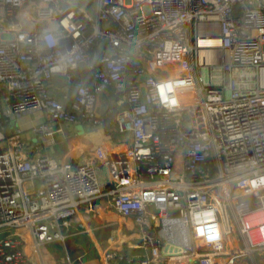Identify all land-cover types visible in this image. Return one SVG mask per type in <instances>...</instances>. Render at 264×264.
Masks as SVG:
<instances>
[{
  "label": "built area",
  "instance_id": "obj_1",
  "mask_svg": "<svg viewBox=\"0 0 264 264\" xmlns=\"http://www.w3.org/2000/svg\"><path fill=\"white\" fill-rule=\"evenodd\" d=\"M87 1L0 0V264H73L55 253L99 199L136 229L102 264H264V0ZM56 74L80 77L69 106ZM108 89L132 135L110 156L75 163L7 131L38 110L44 141L55 120L102 126Z\"/></svg>",
  "mask_w": 264,
  "mask_h": 264
},
{
  "label": "crops",
  "instance_id": "obj_2",
  "mask_svg": "<svg viewBox=\"0 0 264 264\" xmlns=\"http://www.w3.org/2000/svg\"><path fill=\"white\" fill-rule=\"evenodd\" d=\"M78 73L81 74V79L86 80L90 78V72L86 68H80ZM52 89L58 94V96L63 98L68 106L70 105L73 98V83L67 84L65 86L53 85ZM64 92H68L69 98H64L62 96V93ZM116 100L117 99L112 94L111 89L105 90L99 95L97 110L101 115H105V120L108 119L107 124L104 123L102 126H92L83 122L67 123L64 121L55 120L53 123L55 131L51 138L45 141L43 138H41V136L37 135L32 130L34 125L46 121L47 117L44 111L38 110L32 112H23L12 120H14L15 128L19 127L23 130L22 138H26L31 142L35 152L55 155L58 158L79 163L87 160L89 156H91L97 150H100L106 155L110 156L115 153L116 150L131 145L132 135L129 133L120 132L117 129L116 113L114 112L111 115H106L107 108L113 102H116ZM119 106L124 107L126 106V103H123ZM7 131L8 133H12L13 130L8 129ZM102 166H104V164H100L99 169H102ZM104 173L106 174L105 167ZM106 181L107 180L103 179L102 183L106 184ZM98 202V223L93 224L92 222H89V228L91 223L94 225V228L89 232L84 231V226L80 225L78 232L69 237L65 245L59 244L61 247V254H64L66 251H68L69 255L75 258V261L81 260L84 255H87L91 259L89 264H102V254L106 247L111 244H117L122 247L127 245V240L134 233V231H136V229L133 227L132 219H126L123 225L118 226V222H115L114 220L111 221L113 217L118 216H111L115 213L111 214L114 210L107 207L106 199H99ZM116 214L119 213L116 212ZM81 215L82 214L79 216L81 217ZM84 223L86 224V222ZM112 226L113 229L109 235L101 236L105 229ZM119 229L120 232L125 236V239H119L118 241H115L112 234L117 233ZM131 250L137 251L138 249L132 248ZM55 256H58L57 252L55 253ZM79 256L81 257L78 258ZM75 261L73 264H75ZM262 262L264 263V257L262 258ZM172 264H186V262Z\"/></svg>",
  "mask_w": 264,
  "mask_h": 264
},
{
  "label": "rangeland",
  "instance_id": "obj_3",
  "mask_svg": "<svg viewBox=\"0 0 264 264\" xmlns=\"http://www.w3.org/2000/svg\"><path fill=\"white\" fill-rule=\"evenodd\" d=\"M82 2H83V0H76L75 6L81 5ZM7 127H8V129L14 130L15 129L14 120H11L10 122H8L7 123ZM1 146H2V143H0V147ZM101 168L102 169L98 170L99 171V177H100L101 180H103V179L107 180L108 178H107L106 174L104 173V166H102ZM114 211L111 214H113V213H115V214L111 215V216H118V217H113L111 221L114 220L115 222H118V226L123 225L125 223L126 219H128V218H124L122 215L116 214V211L115 212ZM112 229H113V226L110 227V228L105 229L103 231V233L101 234V236L102 235L103 236L109 235V233H111ZM112 235L114 236V240L115 241H118L119 239H121V240L125 239V236L120 232V229H119V231L117 233H114ZM101 236H99V237H101ZM199 246H201L200 243H199ZM54 247H55V245L42 246V251H43V253L45 255H49L50 253H52ZM60 252H61L60 250L57 251L58 256L61 255L62 252L61 253ZM137 252H141V250H137ZM90 261H91V259L87 255H84L81 260L75 261V264H89ZM57 264H62V263H57Z\"/></svg>",
  "mask_w": 264,
  "mask_h": 264
},
{
  "label": "water",
  "instance_id": "obj_4",
  "mask_svg": "<svg viewBox=\"0 0 264 264\" xmlns=\"http://www.w3.org/2000/svg\"><path fill=\"white\" fill-rule=\"evenodd\" d=\"M83 2L86 4V5H90L91 2L90 1H87V0H83ZM106 40H104L102 42V45H105L106 44ZM52 81L54 83V85H57V86H65L67 84H69V82H79L80 81V78L78 77H75V76H72V77H68V76H65V75H59V74H56L53 76L52 78ZM108 122V119H106L104 121L105 124H107ZM7 232H2L0 233V238L5 235Z\"/></svg>",
  "mask_w": 264,
  "mask_h": 264
},
{
  "label": "snow or ice",
  "instance_id": "obj_5",
  "mask_svg": "<svg viewBox=\"0 0 264 264\" xmlns=\"http://www.w3.org/2000/svg\"><path fill=\"white\" fill-rule=\"evenodd\" d=\"M218 234L217 233H212L210 236H209V239H214L216 238Z\"/></svg>",
  "mask_w": 264,
  "mask_h": 264
}]
</instances>
